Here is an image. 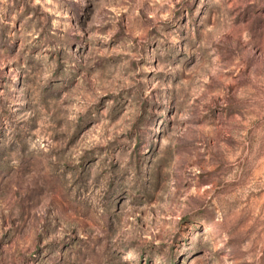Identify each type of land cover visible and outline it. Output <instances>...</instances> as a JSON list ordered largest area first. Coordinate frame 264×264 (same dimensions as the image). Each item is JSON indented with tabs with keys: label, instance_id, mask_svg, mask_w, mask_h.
<instances>
[{
	"label": "rangeland",
	"instance_id": "1",
	"mask_svg": "<svg viewBox=\"0 0 264 264\" xmlns=\"http://www.w3.org/2000/svg\"><path fill=\"white\" fill-rule=\"evenodd\" d=\"M0 264H264V0H0Z\"/></svg>",
	"mask_w": 264,
	"mask_h": 264
}]
</instances>
